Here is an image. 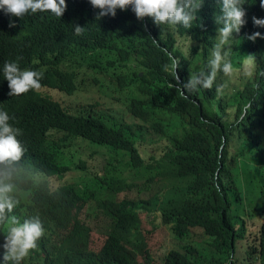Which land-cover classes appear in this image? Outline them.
<instances>
[{"label":"trees","instance_id":"trees-1","mask_svg":"<svg viewBox=\"0 0 264 264\" xmlns=\"http://www.w3.org/2000/svg\"><path fill=\"white\" fill-rule=\"evenodd\" d=\"M203 2L190 29L138 19L130 7L97 18L89 0H66L61 17L48 10L22 17L0 11V67L15 60L42 73L39 88L18 95L8 94L0 73V110L21 129L17 139L25 149L13 212L21 219L38 216L44 228L19 264H156L143 212L157 217L173 239L162 264H264V222L249 233L239 213L242 171L253 184L264 181V27L257 26L255 40L241 38L240 29L230 45L236 65L243 55L255 56L251 78L218 74L222 96L215 83L186 92L180 86L206 67L219 27L206 13L211 0ZM242 7L245 18L264 17L260 0ZM74 25L83 30L75 33ZM187 39L192 44L185 55ZM169 53L180 59L176 77L165 69ZM58 91L77 98L72 110L51 98ZM106 91H114L113 100L140 124L103 106L99 93ZM167 117L181 120V133ZM146 136L166 142L161 160H146L139 148ZM73 139L129 156L147 178L136 185L120 178L111 162L102 173L67 161ZM35 170L43 173L39 183L30 179ZM71 172L77 183L65 180ZM262 182L248 189L262 191Z\"/></svg>","mask_w":264,"mask_h":264},{"label":"clouds","instance_id":"clouds-1","mask_svg":"<svg viewBox=\"0 0 264 264\" xmlns=\"http://www.w3.org/2000/svg\"><path fill=\"white\" fill-rule=\"evenodd\" d=\"M90 4L99 9L97 18L105 15L115 16L117 9H131L135 17L142 19L149 17L154 24L175 28L180 26L190 29L197 19V10L202 6L203 0H89ZM245 0H211V10L206 12L214 18L219 27L210 47L206 67L193 71L190 77L180 87L186 92H196L200 89L213 87L218 74L235 78H251L255 71V56L243 55L236 65L230 58L234 33L242 30L241 38L255 40L261 36L258 27H264L262 15H252L245 18V9L242 7ZM264 7V0H260ZM66 8V0H0V11L15 17H22L26 13L37 11H50L56 17H61ZM14 23L9 20L10 26ZM83 28L74 25V32L79 34ZM192 41L187 39L183 44L184 54L187 55ZM170 62L165 69L175 77L176 70L180 67V59L169 53ZM0 73L7 81L9 95H18L29 89L40 87L41 71L32 68H20L15 60L5 61L0 67ZM178 79V78H177ZM218 96L225 94L223 82L215 83ZM53 94V93H52ZM52 99L72 110L74 100L77 98L64 92H54ZM12 117L4 110H0V225H3L0 264L11 261L19 264L31 249L36 247L37 240L42 236L44 228L38 216L21 219L14 214L13 209L20 203L18 197L17 178L25 171L23 159L25 149L17 137L21 129L15 127L10 120ZM30 179L39 183L43 173L39 170L31 172Z\"/></svg>","mask_w":264,"mask_h":264},{"label":"rangeland","instance_id":"rangeland-1","mask_svg":"<svg viewBox=\"0 0 264 264\" xmlns=\"http://www.w3.org/2000/svg\"><path fill=\"white\" fill-rule=\"evenodd\" d=\"M113 84L114 82H108V85L110 86H113ZM79 87L86 88L88 86L81 84ZM90 88L93 91H96L97 86H95L93 82H90ZM114 91H106V93H104L105 96H101L99 93V97L103 98V106L111 109L113 115H121L129 124H140V122L135 121L128 116L125 107L113 100ZM119 96L122 99V102H125L123 93H121ZM85 98L88 99L89 97L85 96ZM165 120L167 123H170L173 128H175L176 133L182 132L183 127L180 125L179 119L167 117ZM165 146L166 142L158 140L157 137L146 136L145 144L140 145L139 148L142 151L148 153L146 160L150 161V159L154 157L161 160L163 156L161 152L164 150ZM67 153L68 155L65 156L67 161H73L75 163L83 161L88 164L90 168L95 167L96 170H99L102 173L104 171V167H106L111 162L115 167V173H117L120 178L126 180L129 183L140 185L144 183V179L147 178L144 170L135 169L132 167L129 156L125 154L115 155L111 153L109 149L95 145L92 147V145L84 142L81 139H73L70 144V149ZM116 160H118V162ZM245 176L246 173H243L242 171V185L246 189L244 205L242 210H239V213L244 216L243 218L245 220H247L249 233H254L259 230L261 224L264 222V189L258 193H256V191L249 190L248 188H254V185L258 186L262 181L253 184L250 182L249 177ZM78 178L79 177L77 174L71 172L68 174L65 180H68L69 182L71 181L72 183H77L79 181ZM262 183L264 184V181ZM143 214L144 215H141L143 231L147 240H149V249L154 254L156 264H162V260L166 253L174 247L173 239L169 235L167 228L162 226L160 220L157 217H152L145 212H143Z\"/></svg>","mask_w":264,"mask_h":264},{"label":"bare ground","instance_id":"bare-ground-1","mask_svg":"<svg viewBox=\"0 0 264 264\" xmlns=\"http://www.w3.org/2000/svg\"><path fill=\"white\" fill-rule=\"evenodd\" d=\"M91 6V5H90ZM84 10V9H83ZM236 79V78H235ZM241 84V83H240ZM240 86V85H239ZM181 121V120H180Z\"/></svg>","mask_w":264,"mask_h":264}]
</instances>
